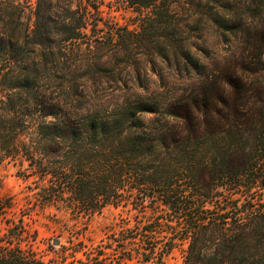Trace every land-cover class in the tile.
I'll return each instance as SVG.
<instances>
[{
    "label": "trees",
    "instance_id": "trees-1",
    "mask_svg": "<svg viewBox=\"0 0 264 264\" xmlns=\"http://www.w3.org/2000/svg\"><path fill=\"white\" fill-rule=\"evenodd\" d=\"M125 1L146 11L143 41L216 86L91 103L81 81L99 66L96 33L109 30L102 2L0 0V168L30 183L34 207L76 221L125 209L80 264H166L176 250L184 264H264V199L252 196L264 99L248 88L264 71V0ZM209 30L231 54L214 80L198 55ZM11 207L0 199V264H47L22 246L32 235L7 219Z\"/></svg>",
    "mask_w": 264,
    "mask_h": 264
},
{
    "label": "rangeland",
    "instance_id": "rangeland-1",
    "mask_svg": "<svg viewBox=\"0 0 264 264\" xmlns=\"http://www.w3.org/2000/svg\"><path fill=\"white\" fill-rule=\"evenodd\" d=\"M99 1L102 2L101 9L109 30L96 33V39L101 41V48L96 52L95 58L100 60L97 74L81 81L86 90V101L109 105L136 94L145 97L162 95L165 98L191 96L195 87L213 89L216 86L214 81H202L203 77L196 76L184 61L180 62L172 53L163 54L153 48L150 41L142 40V30L138 25L143 17L141 13L145 14L146 11L140 12L129 7L125 0ZM227 1L229 0H205L209 9L217 6L227 7ZM224 11L228 13L225 8ZM179 20H186L185 14L180 15ZM194 35L192 30H187L184 34L190 38ZM205 38L209 53L198 52V55L208 63V74L214 80L219 73L213 69L214 64L231 58V54L228 45L218 41L215 32H205ZM141 40L143 43H140ZM248 88L253 92L252 95L261 89L264 99V71L250 76ZM263 163L264 161H259L257 164L259 170L254 173L260 178L258 187L252 192V196L261 199H264ZM29 186V182L17 176V169L12 164L0 168V199H9L12 203L6 217L15 224L22 223L32 235L29 242H23L22 246L31 245L47 264H80L79 261H86L84 253L102 245L105 233L119 221L125 211L123 208L109 207L90 219L81 218L76 221L53 208L34 207ZM239 198L240 204L248 201L245 193ZM5 228V223L0 224L2 233H5ZM75 244L79 245L78 252L74 250ZM129 264L152 263L135 260ZM166 264H184L181 252L176 250L167 258Z\"/></svg>",
    "mask_w": 264,
    "mask_h": 264
}]
</instances>
